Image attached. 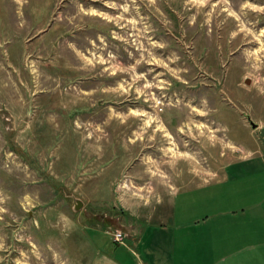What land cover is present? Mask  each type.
I'll use <instances>...</instances> for the list:
<instances>
[{"label": "rangeland", "instance_id": "1", "mask_svg": "<svg viewBox=\"0 0 264 264\" xmlns=\"http://www.w3.org/2000/svg\"><path fill=\"white\" fill-rule=\"evenodd\" d=\"M233 171L264 193V0H0V264L181 247Z\"/></svg>", "mask_w": 264, "mask_h": 264}, {"label": "crops", "instance_id": "2", "mask_svg": "<svg viewBox=\"0 0 264 264\" xmlns=\"http://www.w3.org/2000/svg\"><path fill=\"white\" fill-rule=\"evenodd\" d=\"M233 173L225 172L218 180L226 187L227 196L219 215L206 219L211 235L194 234L193 230L187 234L189 241L179 247L174 241L175 229L167 223L155 224L153 219L145 221L139 234L128 240L136 264H264V193L247 187L244 191L245 182L253 181H243V175L235 177ZM254 174L251 172L250 176ZM237 188L240 193L235 192ZM212 228H219L222 236H212ZM190 245L192 250L188 249ZM113 263L126 264L115 259Z\"/></svg>", "mask_w": 264, "mask_h": 264}, {"label": "water", "instance_id": "3", "mask_svg": "<svg viewBox=\"0 0 264 264\" xmlns=\"http://www.w3.org/2000/svg\"><path fill=\"white\" fill-rule=\"evenodd\" d=\"M252 124V127L255 128L256 127V124L250 122ZM72 199H73V206H72V209L74 211H77L79 209H81L84 205V202L80 199V198H77L75 196H72Z\"/></svg>", "mask_w": 264, "mask_h": 264}, {"label": "built area", "instance_id": "4", "mask_svg": "<svg viewBox=\"0 0 264 264\" xmlns=\"http://www.w3.org/2000/svg\"><path fill=\"white\" fill-rule=\"evenodd\" d=\"M114 239L116 241L122 242L123 241V235L120 232H117L114 234Z\"/></svg>", "mask_w": 264, "mask_h": 264}]
</instances>
